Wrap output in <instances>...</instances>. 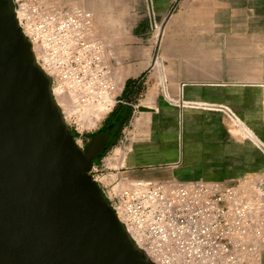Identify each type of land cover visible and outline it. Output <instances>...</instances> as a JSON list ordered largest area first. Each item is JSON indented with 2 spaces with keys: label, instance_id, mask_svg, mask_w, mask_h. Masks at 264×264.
<instances>
[{
  "label": "crops",
  "instance_id": "0c3cea01",
  "mask_svg": "<svg viewBox=\"0 0 264 264\" xmlns=\"http://www.w3.org/2000/svg\"><path fill=\"white\" fill-rule=\"evenodd\" d=\"M56 2L94 12L118 76L115 101L141 109L127 127L128 147L124 142L127 137L118 138L115 143L119 147L110 157L95 160L94 171L101 170L95 178L102 187L121 175L231 181L264 167L260 146L264 145L263 21L245 17L241 29L225 31V42L220 39V45L226 57L195 59L189 63L192 74L185 77L186 62L162 68L153 62L156 41L149 30L153 22L149 8L153 7L157 21H162L175 0ZM218 49L220 46L214 54L221 55ZM127 80L132 86L128 100L124 97ZM142 100L152 106L140 107ZM229 111L255 135L246 138L241 129H232ZM109 114L104 123L122 118L116 113L109 118ZM106 169L111 173H102Z\"/></svg>",
  "mask_w": 264,
  "mask_h": 264
},
{
  "label": "water",
  "instance_id": "95a60500",
  "mask_svg": "<svg viewBox=\"0 0 264 264\" xmlns=\"http://www.w3.org/2000/svg\"><path fill=\"white\" fill-rule=\"evenodd\" d=\"M52 83L0 0V264H155L91 173L109 129L80 146Z\"/></svg>",
  "mask_w": 264,
  "mask_h": 264
},
{
  "label": "built area",
  "instance_id": "2783aa9c",
  "mask_svg": "<svg viewBox=\"0 0 264 264\" xmlns=\"http://www.w3.org/2000/svg\"><path fill=\"white\" fill-rule=\"evenodd\" d=\"M17 1L19 23L54 91L71 74L113 88L92 10L56 0ZM244 182L121 175L101 188L155 264H262L264 190Z\"/></svg>",
  "mask_w": 264,
  "mask_h": 264
},
{
  "label": "rangeland",
  "instance_id": "374dc122",
  "mask_svg": "<svg viewBox=\"0 0 264 264\" xmlns=\"http://www.w3.org/2000/svg\"><path fill=\"white\" fill-rule=\"evenodd\" d=\"M14 2L18 8V1L14 0ZM149 9L153 19L149 30L156 41L153 55L154 64L162 68L164 64L175 63L181 66L182 62H186L185 72H179L185 77H189L192 74L189 63L195 59L225 58V49H221L223 44L220 45V39H223L222 42L224 43L225 31L241 29L244 26L241 21H244L245 17H252V20L258 22L261 20L264 23V0H175L173 6L168 8L167 14L162 21H157L153 7ZM103 41L106 48V62L110 70L108 80L113 86L112 89L110 86L98 88L97 83L93 81L94 79L83 75L75 76V74H71L68 79L64 80L65 82H62L60 87L57 86L56 92L53 90L54 94L57 93L55 97L60 99L59 103H61L60 105L68 124L79 145L83 148L90 142L92 133L104 124L109 112L119 104L115 101V95L118 91V76L113 68V60L108 54L107 40L103 38ZM219 46L220 49L218 51H221V55L219 53L214 54ZM111 97L113 98L112 103L109 101ZM142 101L140 107L151 105L145 100ZM120 104H123L125 108L121 118L123 125L119 138L125 139L127 137L124 142H126L125 144L128 147L130 140L128 138L130 137L129 122L133 120L135 113H139L141 109L135 104ZM102 105L110 106L109 111L105 114H102L103 109H105V106L102 107ZM96 112H99V114ZM229 112L228 117L234 127L241 129L242 134L246 138H251L253 136L251 128L247 127L233 112ZM255 143H258L256 139ZM260 146L264 149L263 144H260ZM117 147H119L118 143H112L107 147L105 145L96 161L100 162L102 158L110 157ZM111 171L106 169L102 173L108 175ZM100 172L101 170L94 171L92 166L91 173L94 178L95 173ZM237 179L243 180L245 184L249 183L251 186H257L258 184L264 190V167L260 171L256 170ZM262 264H264V261Z\"/></svg>",
  "mask_w": 264,
  "mask_h": 264
},
{
  "label": "flooded vegetation",
  "instance_id": "af4514ba",
  "mask_svg": "<svg viewBox=\"0 0 264 264\" xmlns=\"http://www.w3.org/2000/svg\"><path fill=\"white\" fill-rule=\"evenodd\" d=\"M113 120L114 119H112L111 122L108 121V122L102 124L96 130V131L100 130L103 132L108 128L110 129V136H109L108 141L106 143V147L112 143H115L118 140V138L120 136V131L122 130V121L121 120L113 121Z\"/></svg>",
  "mask_w": 264,
  "mask_h": 264
},
{
  "label": "trees",
  "instance_id": "16d2710c",
  "mask_svg": "<svg viewBox=\"0 0 264 264\" xmlns=\"http://www.w3.org/2000/svg\"><path fill=\"white\" fill-rule=\"evenodd\" d=\"M132 90V86H131V80H127V92H125V98L128 100L129 96L131 94ZM124 108L125 106L123 104H117L115 106V108L111 111V113L109 114V118L111 115H113L114 113H116V115H118L117 117H122V115L124 114ZM120 113V114H119Z\"/></svg>",
  "mask_w": 264,
  "mask_h": 264
},
{
  "label": "bare ground",
  "instance_id": "6f19581e",
  "mask_svg": "<svg viewBox=\"0 0 264 264\" xmlns=\"http://www.w3.org/2000/svg\"><path fill=\"white\" fill-rule=\"evenodd\" d=\"M36 60H37V58H36ZM89 87H90V85H89ZM56 92V91H55ZM57 94V93H56ZM55 94V95H56ZM149 97V96H148ZM151 97V96H150ZM58 99V98H57ZM109 99V98H108ZM151 98H147V100H150ZM59 100L60 99H58V102H59ZM109 101H111L110 103H112V101H113V98L111 97L110 98V100ZM146 101V100H145ZM150 102V101H149ZM109 103V104H110ZM61 104V103H60ZM151 104V103H150ZM155 104V103H154ZM179 104V103H178ZM111 105V104H110ZM105 106V105H104ZM103 105H102V107H104ZM147 106H149V105H147ZM152 106V105H151ZM150 106V107H151ZM99 107H101V106H99ZM99 107H98V109H99ZM101 107V108H102ZM109 109H110V106L109 105H107V107L105 106V109H103V111H102V114H105V113H107L108 111H109ZM94 110V109H93ZM101 110V109H100ZM99 111V110H98ZM94 112V111H93ZM92 112V113H93ZM96 113H98L99 114V112H96ZM97 116V115H96ZM103 116V115H102ZM92 117V116H91ZM100 117V116H99ZM99 117H97V119H99ZM138 121H139V119H138ZM141 121V120H140ZM92 122V121H91ZM94 122V121H93ZM135 124V123H134ZM237 124V123H236ZM232 127V129H235L236 127H234V125L233 126H231ZM239 129V128H238ZM246 131V130H245ZM248 133V132H247ZM248 135V134H247ZM253 135H255V134H253ZM77 142V141H76ZM249 184V183H248Z\"/></svg>",
  "mask_w": 264,
  "mask_h": 264
}]
</instances>
